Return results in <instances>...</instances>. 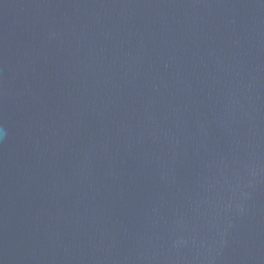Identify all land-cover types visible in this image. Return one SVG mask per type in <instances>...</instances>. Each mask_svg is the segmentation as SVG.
<instances>
[{"label": "water", "instance_id": "obj_1", "mask_svg": "<svg viewBox=\"0 0 264 264\" xmlns=\"http://www.w3.org/2000/svg\"><path fill=\"white\" fill-rule=\"evenodd\" d=\"M0 264H264V0H0Z\"/></svg>", "mask_w": 264, "mask_h": 264}]
</instances>
